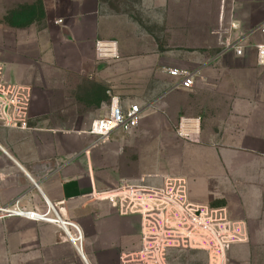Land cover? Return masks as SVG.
Listing matches in <instances>:
<instances>
[{"label":"crops","instance_id":"obj_1","mask_svg":"<svg viewBox=\"0 0 264 264\" xmlns=\"http://www.w3.org/2000/svg\"><path fill=\"white\" fill-rule=\"evenodd\" d=\"M38 1L44 25L36 43L47 51L38 61L42 85L32 88L25 127L0 122V206L18 199L44 212L49 202L79 227L82 248L68 238L71 226L9 216L0 219V264H120L121 252L140 247L141 217L89 195L123 178L119 156H109L121 147L119 130L97 145L88 129L77 130L116 100L151 115L162 110L175 128L180 117L199 116L200 141L182 156L190 200L225 208L245 229L260 219L264 64L254 44L264 43V33L247 37L242 55L221 50L225 39L264 20V0ZM97 39L117 40L120 57L96 60ZM6 64L7 82L32 84L31 67L21 76ZM173 65L201 66L192 88L172 87L166 66ZM233 246L231 256L250 264Z\"/></svg>","mask_w":264,"mask_h":264},{"label":"built area","instance_id":"obj_2","mask_svg":"<svg viewBox=\"0 0 264 264\" xmlns=\"http://www.w3.org/2000/svg\"><path fill=\"white\" fill-rule=\"evenodd\" d=\"M231 22V29H238ZM264 33V20L250 27L242 36L225 39L221 53L233 49L242 55L243 41L254 34ZM259 64H264V43L254 44ZM119 44L115 39H97L95 58L98 61L118 59ZM201 66H166L168 74L176 78L173 88H192ZM4 67L0 62V122L5 126L27 125L31 88L28 85L7 82ZM143 113L137 103L123 106L118 100L112 101L109 111L102 117L92 120L88 133L96 136L92 145L108 139L116 130L129 131L139 125ZM178 137L193 143L200 141L201 118L182 116L175 128ZM264 157V148L262 150ZM95 200L108 201L121 214H138L141 217V245L136 250L124 251L119 255L120 264H169V257L175 250L204 251L207 264H227V254L233 244L246 238L244 225L230 218L225 208L199 205L190 200L187 182L183 176L167 177L160 186L131 183L122 180L118 185L104 191L93 190L89 194ZM54 214L55 216H53ZM9 216H23L57 223L67 231L68 238L77 249L82 248V234L72 221L61 220L53 206L47 202L44 212L29 210L16 199L0 206V219Z\"/></svg>","mask_w":264,"mask_h":264},{"label":"rangeland","instance_id":"obj_3","mask_svg":"<svg viewBox=\"0 0 264 264\" xmlns=\"http://www.w3.org/2000/svg\"><path fill=\"white\" fill-rule=\"evenodd\" d=\"M43 17L44 12L38 0H0V62L2 65L3 62L13 65L16 73L21 76L31 67L30 73L34 74L31 77L32 84L15 82L31 86V91L33 87L42 85L41 78H38V61L47 51L41 52L42 47L37 45L36 38L44 25ZM49 61L52 67V57H49ZM3 72L9 73L8 64L4 65ZM150 113V110L142 113L137 127L129 131L119 130L117 136L122 140L121 147L114 152V146L108 154L110 157L119 156V170L123 171L124 175L112 185L126 180L136 184L160 186L167 177H184L182 170L186 160L182 156L193 143L176 135L174 125L166 123L164 111L152 115ZM87 129L77 128L79 134ZM108 140L109 138L100 143ZM258 184L262 195L261 217L246 229L245 240L234 245L241 250L240 257H248L250 264H264V164ZM230 250L227 254V264H242L235 256H231L232 249ZM207 263V254L198 250H175L169 257V264Z\"/></svg>","mask_w":264,"mask_h":264}]
</instances>
